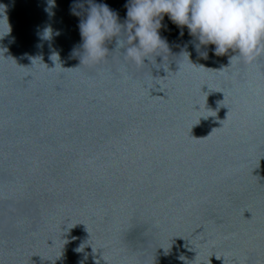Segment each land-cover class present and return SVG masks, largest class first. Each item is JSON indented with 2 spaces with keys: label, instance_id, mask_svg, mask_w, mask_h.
<instances>
[{
  "label": "water",
  "instance_id": "obj_1",
  "mask_svg": "<svg viewBox=\"0 0 264 264\" xmlns=\"http://www.w3.org/2000/svg\"><path fill=\"white\" fill-rule=\"evenodd\" d=\"M75 2L0 0V264H264V55L79 66Z\"/></svg>",
  "mask_w": 264,
  "mask_h": 264
},
{
  "label": "clouds",
  "instance_id": "obj_2",
  "mask_svg": "<svg viewBox=\"0 0 264 264\" xmlns=\"http://www.w3.org/2000/svg\"><path fill=\"white\" fill-rule=\"evenodd\" d=\"M48 4L53 7L55 0H48ZM125 8L126 18L121 23L105 3L76 0L70 5L71 14L81 17V43L71 51L79 57V66L100 64L113 52L137 67L145 66V61L155 64L156 57L164 61L170 54L169 43L159 31L167 27L162 25L165 15L181 29V36L187 28L198 41L193 50L203 58L208 53L200 48L207 45L214 46L216 56L232 52L229 64H250L264 55V0H127ZM10 31L5 6L0 4V39ZM49 35L50 30H46L44 36ZM113 39L115 49L110 52L107 44ZM188 43L192 42H186L177 57L186 54L190 61Z\"/></svg>",
  "mask_w": 264,
  "mask_h": 264
}]
</instances>
